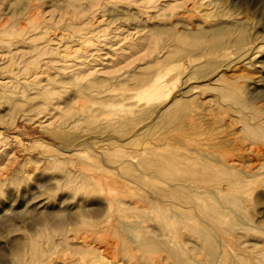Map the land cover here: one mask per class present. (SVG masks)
<instances>
[{"label": "rangeland", "instance_id": "374dc122", "mask_svg": "<svg viewBox=\"0 0 264 264\" xmlns=\"http://www.w3.org/2000/svg\"><path fill=\"white\" fill-rule=\"evenodd\" d=\"M163 252L264 264V0H0V264Z\"/></svg>", "mask_w": 264, "mask_h": 264}, {"label": "bare ground", "instance_id": "6f19581e", "mask_svg": "<svg viewBox=\"0 0 264 264\" xmlns=\"http://www.w3.org/2000/svg\"><path fill=\"white\" fill-rule=\"evenodd\" d=\"M122 226H125V225H122ZM152 228L156 231L163 230V229L157 228L155 226H152ZM111 236H112V238H111ZM101 237L106 242L108 247L110 249H112V251L117 247L120 240L123 239L126 242V239H127L120 232L114 233L113 235H111L109 233L103 234V235H101ZM228 242H229V246H231V245L233 246V234H231V236L229 237ZM110 249L107 248L106 252H109ZM128 249L129 250L131 249V247L129 245H128ZM191 258L194 261H199L200 260V251L198 249H195V254ZM161 261H163L164 264H178L177 261L173 257H171L170 254L165 253V252L161 253L159 255V257L153 258V260L151 262H152V264H159ZM121 262L122 261H120V263H119V261H103L102 259H99V258H91L89 264H122L123 262L122 263Z\"/></svg>", "mask_w": 264, "mask_h": 264}]
</instances>
